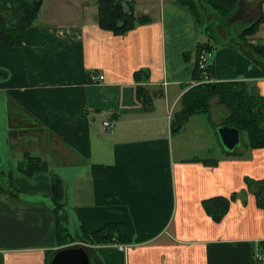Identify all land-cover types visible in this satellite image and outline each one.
<instances>
[{
	"label": "crops",
	"instance_id": "0c3cea01",
	"mask_svg": "<svg viewBox=\"0 0 264 264\" xmlns=\"http://www.w3.org/2000/svg\"><path fill=\"white\" fill-rule=\"evenodd\" d=\"M122 1L125 13L149 22L116 36L99 27L96 0H44L20 47L0 41V264H51L74 244L94 264H264L254 258L264 255L260 187L247 184L264 179V148L228 155L215 131L228 111L217 101L178 132L193 143L175 147L171 132L180 99L198 81L192 53L200 44H213V82H243L264 97V69L217 23L218 33L204 35L201 12L173 0ZM261 16L264 0H240L232 21L249 25ZM251 39L264 41V24ZM92 73L104 80L93 82ZM14 105L23 127L13 125ZM37 124L48 130L39 138L30 136ZM26 155L46 168L28 177L17 169ZM56 219L75 242L59 243ZM108 225L120 243L80 238Z\"/></svg>",
	"mask_w": 264,
	"mask_h": 264
},
{
	"label": "trees",
	"instance_id": "16d2710c",
	"mask_svg": "<svg viewBox=\"0 0 264 264\" xmlns=\"http://www.w3.org/2000/svg\"><path fill=\"white\" fill-rule=\"evenodd\" d=\"M44 0H0V41L4 43L7 48L20 47L24 41V34L27 29L37 23V19ZM176 3L184 5L191 13L197 15L199 10L196 0H173ZM202 9H207L211 16L219 21L220 26H227L226 21L234 17L238 9L240 0H200ZM122 0H96L99 15V27L102 30L110 31L116 36H125L130 30H134L137 26L148 23L149 20L144 18H136L133 10L129 12L124 11ZM131 5V3H129ZM211 9V11H210ZM199 16V15H197ZM199 21L201 22L200 18ZM264 24V16H261L255 22L247 25L238 35V41L231 38L233 46L244 52L254 63L264 69V41L257 43L251 42L247 38L256 36ZM224 30L232 37L230 27H224ZM212 51L204 44H200L194 56L198 59L200 53L204 50ZM213 52V51H212ZM190 52L184 53L185 57L192 55ZM213 63H208L207 69L203 74L206 76L204 83L197 86H192L184 92L180 99L181 108L174 114L171 122V132L178 133L188 123V118L194 114L205 113L210 114V105L213 98H219V105L226 107L229 111V116L224 120L222 125L234 127L245 132L248 135L249 143L244 146L247 149H262L264 148V97L253 95L246 91V84L243 82H213L212 78L215 75V66ZM195 80H202V71L198 67L196 60L195 66ZM201 76V77H200ZM18 106V105H17ZM19 108V106H18ZM10 111L11 106H9ZM27 115L33 118L25 110ZM22 116V115H21ZM23 118V117H22ZM34 119V118H33ZM228 155H239L245 152H229L223 148ZM207 165H216L215 160L207 159L203 161ZM46 168V164L40 157L26 155L22 162L17 163V169L22 173L32 175L40 169ZM249 190L253 185L257 184L260 187V192L256 193L257 207L264 208V179L259 181L247 180ZM54 202L56 207L54 211L60 209V193L59 184L53 178ZM217 201V200H216ZM218 202V201H217ZM213 201H206L205 207L207 212L212 216L214 221L219 222L222 219V214H217L211 211ZM64 222L56 219V234L57 240L62 246H67L71 242H75L74 236L69 235L68 230L64 227ZM116 227L108 225L102 231L95 235L83 234L80 238L84 239L85 243L90 245L112 243L115 239L118 243L121 242V234H114ZM122 232V229L119 228ZM123 234V232H122ZM85 248V247H84ZM86 250V249H85ZM94 264V262L92 263Z\"/></svg>",
	"mask_w": 264,
	"mask_h": 264
},
{
	"label": "rangeland",
	"instance_id": "374dc122",
	"mask_svg": "<svg viewBox=\"0 0 264 264\" xmlns=\"http://www.w3.org/2000/svg\"><path fill=\"white\" fill-rule=\"evenodd\" d=\"M196 2L198 3V6H199V10H200V12H201V17H200V20H201V24H208L209 25V29L207 30L206 28H204L203 29V34L205 35L206 33H208V32H212V33H218V30H217V25H216V23L218 24V27L220 26V24H219V21H217L216 20V18H214L213 16H211L210 14V12H208L207 11V9L205 10V9H202V3L200 2V0H196ZM49 7H50V5H49ZM48 8V7H47ZM210 11H211V9H210ZM212 12V11H211ZM232 18L233 17H231L228 21H226V24H227V26H223V27H219L223 32H225L226 33V31L224 30V27H230V31H232V37L231 38H233V39H235L236 41H238L239 39H238V35H239V33L242 31V29H244L247 25H245V24H247V22L245 23V24H240V23H236L235 21H232ZM244 23V22H243ZM230 38V39H231ZM247 39H249V40H251V42H252V39L251 38H247ZM215 41H218V40H216V38L214 39ZM257 43V42H256ZM255 44V43H254ZM209 47H212L213 46V44L212 45H208ZM99 82H101V81H99ZM98 82V83H99ZM218 102L219 103V98H213L210 102H211V104H209L210 105V110H212V108H213V106H214V104H216L215 102ZM14 103V102H13ZM222 106V105H221ZM224 107V106H223ZM224 108H226V107H224ZM17 109H20V108H18L16 105H14V107H12V113H13V118H15L14 119V123L12 122V119H11V122L13 123V125L15 124V125H20L21 127H23L24 126V123H23V120L21 119L22 118V116H18V113H16L17 112ZM227 109V108H226ZM4 111V110H3ZM20 112H22V113H24L21 109L19 110ZM227 111H228V109H227ZM215 114H218L219 116H220V113H215ZM229 111H228V115L227 116H229ZM222 116V115H221ZM227 116H226V118H227ZM9 118V116L7 117V119ZM38 121V120H37ZM38 123V122H37ZM39 124V123H38ZM37 124V128L36 129H31L30 128V132H32L31 133V135L30 136H38V134L39 135H41L40 133H45V131L47 132L48 130H45L44 128H42V126H40V125H38ZM4 125H6V121L5 120H3V122H2V125L1 126H4ZM11 126V125H10ZM12 127V126H11ZM183 129V128H182ZM217 129V128H216ZM20 131V130H19ZM18 131V132H19ZM10 133V132H9ZM176 136H179V137H176ZM183 133H181V134H178V133H175L174 134V137H176L175 139H174V146L176 147L177 145L176 144H179V145H184V143H187V142H191V143H193L194 142V139L192 138V136H187V137H185L186 139H188V141H186L183 137ZM38 138H39V136H38ZM249 139H248V135L244 132V133H242V135H241V144L239 145V150H238V152L239 151H241V150H243V148H244V146H246L249 142ZM46 144H49L47 141H46ZM237 153V152H236ZM77 241H80V240H77ZM81 242V241H80ZM72 243V242H71ZM70 246H82V245H80V244H74V245H70ZM92 264V263H91Z\"/></svg>",
	"mask_w": 264,
	"mask_h": 264
},
{
	"label": "water",
	"instance_id": "95a60500",
	"mask_svg": "<svg viewBox=\"0 0 264 264\" xmlns=\"http://www.w3.org/2000/svg\"><path fill=\"white\" fill-rule=\"evenodd\" d=\"M247 3H253L263 0H245ZM216 130L221 145L229 152H237L241 144L240 130L231 126L217 125ZM83 247L64 248L57 252L53 257L51 264H91L88 254Z\"/></svg>",
	"mask_w": 264,
	"mask_h": 264
},
{
	"label": "built area",
	"instance_id": "2783aa9c",
	"mask_svg": "<svg viewBox=\"0 0 264 264\" xmlns=\"http://www.w3.org/2000/svg\"><path fill=\"white\" fill-rule=\"evenodd\" d=\"M212 57V53L208 51H202L197 59L198 61V67L201 71H205L207 69V65L209 62V59ZM93 82H98V81H103L104 76L102 75H97L95 73L92 74L91 77ZM206 81V80H205ZM204 82V81H203ZM115 123L114 122H109V121H104V127L105 129L109 130L110 128H114ZM257 260L264 262V256L261 253H256Z\"/></svg>",
	"mask_w": 264,
	"mask_h": 264
}]
</instances>
